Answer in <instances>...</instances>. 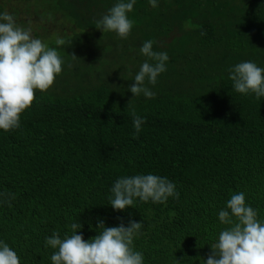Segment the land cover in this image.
<instances>
[{
    "label": "trees",
    "instance_id": "trees-1",
    "mask_svg": "<svg viewBox=\"0 0 264 264\" xmlns=\"http://www.w3.org/2000/svg\"><path fill=\"white\" fill-rule=\"evenodd\" d=\"M23 1L10 12L17 24L66 42L49 43L61 74L36 90L19 128L0 130V240L20 264H51L53 231L63 238L80 223L88 240L99 221L130 219L144 225L133 242L144 264H203L232 194L244 192L264 217V97L237 93L228 73L241 61L264 68V0H159L156 8L136 0L126 39L97 28L116 0H35L34 11ZM147 40L170 59L155 85L145 81L155 96L133 98ZM134 114L145 121L139 133ZM148 173L174 182L179 195L114 210L112 184Z\"/></svg>",
    "mask_w": 264,
    "mask_h": 264
},
{
    "label": "clouds",
    "instance_id": "clouds-1",
    "mask_svg": "<svg viewBox=\"0 0 264 264\" xmlns=\"http://www.w3.org/2000/svg\"><path fill=\"white\" fill-rule=\"evenodd\" d=\"M136 0H116L97 21V28L114 32L120 39H126L134 22L129 18ZM152 8L159 0H148ZM61 36L55 38L57 47L65 44ZM153 41H145L139 49L146 57L139 66L128 91L133 98L143 94L152 98L155 93L146 86L155 85L158 76L167 70V52L153 50ZM57 47L33 37L30 28L17 24L14 16L0 11V130L5 132L20 127L21 114L35 99V92H44L52 86L62 72L64 63ZM234 91L240 94L254 93L256 98L264 97V68L253 61H241L228 69ZM132 100V99H131ZM144 118L133 115L135 133L141 131ZM110 205L114 210L132 207L134 200L164 203L169 197H177L174 182L152 173L136 174L118 178L111 186ZM222 228L215 241L210 244L211 253L203 264H264V217L246 202L244 192H236L218 211ZM142 221L129 220L127 226L106 227L102 221L97 224L98 235L85 240L77 234L82 225L73 223L71 235L63 238L59 233L45 237V246L54 251L51 264H144V255L134 248V239L143 228ZM183 259L176 264H182ZM0 264H20L17 252L0 240Z\"/></svg>",
    "mask_w": 264,
    "mask_h": 264
},
{
    "label": "rangeland",
    "instance_id": "rangeland-1",
    "mask_svg": "<svg viewBox=\"0 0 264 264\" xmlns=\"http://www.w3.org/2000/svg\"><path fill=\"white\" fill-rule=\"evenodd\" d=\"M32 1H33V3L31 4L32 6H30V9L32 11H34L37 8L38 4H37V1H35V0H32ZM3 2L6 4L5 8H6V11L9 12V13L13 12V9L22 8L23 4L25 3L23 0H3ZM26 9H28V8H26ZM24 17H26V16H24L23 13H21L20 16H19V18H22V19H24ZM37 21H38V19L35 22L32 21L30 25L32 27L36 28L37 27V23H36ZM46 35H47L46 36V41H48V44H49L50 42L54 41L57 36H61V33L58 34L54 30H52L50 32H47Z\"/></svg>",
    "mask_w": 264,
    "mask_h": 264
}]
</instances>
